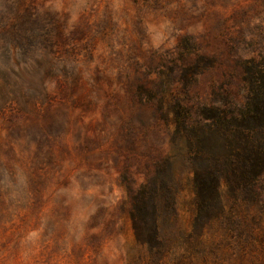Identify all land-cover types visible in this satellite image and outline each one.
<instances>
[{"label": "rangeland", "instance_id": "1", "mask_svg": "<svg viewBox=\"0 0 264 264\" xmlns=\"http://www.w3.org/2000/svg\"><path fill=\"white\" fill-rule=\"evenodd\" d=\"M262 56L264 0H0V264H264V172L249 231L192 246L187 189L160 253L129 216L174 153L168 106Z\"/></svg>", "mask_w": 264, "mask_h": 264}, {"label": "trees", "instance_id": "2", "mask_svg": "<svg viewBox=\"0 0 264 264\" xmlns=\"http://www.w3.org/2000/svg\"><path fill=\"white\" fill-rule=\"evenodd\" d=\"M166 111L174 153L156 163L157 179L131 195L135 240L154 245L158 253L165 248L180 219L185 189L190 228L176 230L192 246L209 228L249 231L250 207L259 206L256 182L264 172V56L242 62L239 91L221 88L205 106L176 101ZM177 160L187 169L184 182L172 168Z\"/></svg>", "mask_w": 264, "mask_h": 264}]
</instances>
